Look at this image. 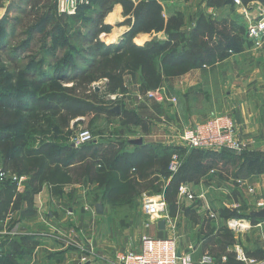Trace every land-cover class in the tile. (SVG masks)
<instances>
[{
    "label": "crops",
    "instance_id": "1",
    "mask_svg": "<svg viewBox=\"0 0 264 264\" xmlns=\"http://www.w3.org/2000/svg\"><path fill=\"white\" fill-rule=\"evenodd\" d=\"M157 1L162 4L167 16L175 10L183 13V29L186 31L196 25L202 14L216 20L236 18L244 25L245 33L247 31L249 22L245 19L242 8L233 3L214 5L209 0ZM8 3L9 1H5L2 5L6 8ZM249 3L252 7L262 4L260 1ZM112 11L118 14V21L125 20L121 4H115ZM259 14L258 11L252 17H258ZM128 29L129 26L116 34L117 37L112 42H120ZM154 37L163 40L166 35L163 32L140 33L133 41L142 45ZM227 67H230L228 69L231 72ZM158 71L163 72L161 61L158 63ZM126 85L127 90L123 95H128L122 99L126 104L123 108L135 111L146 121L148 128L151 122L159 126L161 131H165L157 135L163 138L159 143L163 142L168 147L180 144L178 120L193 124L206 113L222 112L235 117L239 134L245 143L242 151L264 153V37L259 43L245 41L244 49L240 53L232 54L224 60L193 68L178 76L163 75L160 89L166 91L168 96H175V103L158 102L147 96L142 90L141 71L130 74ZM116 108L112 110L116 113L122 111L121 108L119 111ZM81 117L71 121H79L78 118ZM119 125L123 126L121 119ZM137 126L142 128L141 125ZM62 127L64 128L61 131H67V125ZM63 135L66 136L65 133ZM102 136L86 145L92 143L98 151L108 147L110 139ZM138 138L143 139L142 144L131 143V140ZM126 141L122 145L125 153L138 152L146 144H151L138 136H130ZM98 156H102L100 152ZM92 159L90 152L84 147L67 152L60 156V160H48L49 165L45 166L44 171L47 175L44 178V174L37 175L36 171L32 174L19 173L17 164H21V161L17 164L12 160L7 163L5 168L10 173L24 176V179L16 182L10 180V184L0 181V254L12 240L17 242L20 249H25L22 256L17 258L19 264H115L117 253L139 247V235L143 231L141 209L128 217L126 227H120V221L111 214L113 204L105 197L106 184L94 178V174L106 163H100L101 157L98 164H91L94 163ZM88 168L91 169L93 178L89 179ZM126 169L130 172L136 171L135 167L128 168V163L122 165L118 170L120 179ZM214 170L203 176L202 182L214 177L218 184V171ZM60 175L61 180L57 181ZM139 178L144 180L140 176ZM241 180H247L259 190H264V172ZM34 187L37 188L35 191L32 190ZM98 203H102L103 213L96 211ZM216 208L221 215V206ZM183 215L184 217L170 215V219L162 217L158 222L165 220V229L160 230L157 223L149 230L161 238L178 236L180 252L191 251L196 261L205 254L214 255L222 264H251L238 258L240 252L257 260L260 255L264 257V218L255 217L250 234L239 235L237 245L227 246L224 252L216 254L220 238L218 230L226 228V225L212 221L204 214L210 219L208 230L204 231L200 222H193L186 214ZM26 236L32 238L24 240ZM228 253L233 255L232 259Z\"/></svg>",
    "mask_w": 264,
    "mask_h": 264
},
{
    "label": "trees",
    "instance_id": "2",
    "mask_svg": "<svg viewBox=\"0 0 264 264\" xmlns=\"http://www.w3.org/2000/svg\"><path fill=\"white\" fill-rule=\"evenodd\" d=\"M5 1H9V3L4 17L0 19V48L3 46L2 49L6 43L7 30L4 28L6 16L16 8L20 1L25 4L24 2H30L31 0H0V5ZM46 1L49 0H45L42 6L49 9L39 26L35 25L34 28L36 29L41 30V26H44L47 20L53 17L51 12L53 5L47 6L48 3ZM93 1L94 4L96 2L99 5V10L95 12L94 16L85 15L83 19L78 18L80 17L79 14L86 9H90L91 5L82 6L74 16H67L78 21L90 22L91 27L84 35L89 41L87 44H83V47L81 46L80 49H77L71 43L69 30L66 31L65 28L60 29L58 27L57 29H60L59 32L55 28V43L57 42V45H61L62 48L71 46L75 50L74 55L67 53L68 55L63 60H58L55 56L54 64H46L43 59L37 62L30 59L24 66L18 67L19 65H15L16 71L13 73H10V71L4 72V79L0 80V164L2 167L8 171L5 167L9 161L12 160L15 164L21 161V164H17L19 165V173L32 174L33 171H36L37 175L44 174V178L47 175V172H44L45 166L49 165V161L55 162L60 160L61 155L64 156L67 152L84 147L94 159H92L94 163L91 164H98V159L101 157L100 163H106L94 174L96 175L94 178L106 184V199H111L113 195L119 197L122 193L121 184L114 185V187H111V184L118 180L120 167L128 163V168L135 167L142 179H149L152 175L157 176L160 174L172 177L166 191L162 193H164L167 202L170 199L174 207L177 202L176 196L178 197L179 185L183 182L194 183V180L206 176L211 170H220L227 175H231L236 180L264 172V153L259 152H235L227 148L218 151L191 148L190 157L184 161L182 166L180 163L177 172H172L168 165L173 155V151H170L172 150L171 147L165 148L154 144H146L138 152L125 153L122 151L124 141L121 144L110 142L108 147L99 151L97 147L91 145L92 143L78 147L73 146L70 138L76 130L70 131L69 126L70 121L78 116L106 113L112 116H119L123 126L135 124L144 126V129L147 128V123L133 110L122 107V111L116 113L111 106H101L97 92L86 95L84 97L86 101L84 102H76L77 100L74 97H63L61 94L49 93L41 90L42 87L54 82H59L61 85L62 83L65 84L66 81H76L79 78L82 79L81 84L83 83L86 88H89V85L94 81L106 78L105 94L121 93L127 90L126 76L141 71L143 75L142 90L144 92L152 91L160 87L163 75L178 76L193 68L204 67L224 60L232 54L240 53L244 49L245 41H249L244 25L236 18L227 17L222 20H216L211 16L202 14L196 25L191 30L186 31L183 29V13L175 10L167 16L164 14L162 4L157 0ZM243 1L244 3L260 1L264 4V0ZM209 3L219 5L232 3V0H209ZM115 4L122 5V14L125 17L122 24L129 26L121 42L117 45L106 44L99 40V35L110 29V25L104 21L108 13L113 10ZM54 9L58 13L56 2ZM59 15L66 16L63 14ZM159 32H163L166 38L162 40L154 37L142 45H137L133 41L140 33L153 34ZM32 36L33 33L30 31L29 36L24 41V46ZM47 48L45 47L44 51L50 49ZM15 51L17 50H12L11 55H14ZM39 51H42V49H39ZM78 61L85 68L78 64ZM159 61H161L163 66V72L158 71ZM2 70L5 71V68L1 67L0 73H2ZM15 78L16 81L13 82ZM36 111H52L57 116V121H53L51 118L39 121V124L44 121V124L51 125H47V130L42 131L40 134H37V131L34 132L33 129L32 131L22 129L26 121L28 122L26 116ZM23 115V120H20V118L14 120L16 116L21 117ZM62 118L65 119L62 121ZM10 120H13V122H9ZM64 125H67V128H65L67 131L63 132L61 128H64L62 127ZM27 132H31V138L26 137L28 135ZM28 142L31 145H27ZM118 146L119 148H117ZM98 152L102 156H98ZM20 157L21 160H19ZM148 160H153L158 167L153 168L151 166L149 168L151 172L142 171L140 166ZM166 163L167 167H160L161 165L166 166ZM88 170L90 171L89 179L93 178L91 169L88 168ZM10 180L15 181L12 178H6L2 182L10 184L8 183ZM175 187L177 192L174 191ZM36 189L34 187L32 190L35 191ZM1 214L0 219L2 218ZM208 220L210 219L204 217L203 221H197L201 223L204 231L208 230ZM221 232H224V234L220 235ZM218 234L220 235L218 240V250L220 252H224L227 246L235 244L236 241L230 235L229 230L220 231L219 229ZM31 238L26 236L23 239ZM213 245L216 246L215 243ZM20 248L16 241L10 240L7 248L0 254V264H19L17 258L21 257L25 250ZM263 259L264 257L260 255L258 260Z\"/></svg>",
    "mask_w": 264,
    "mask_h": 264
},
{
    "label": "rangeland",
    "instance_id": "3",
    "mask_svg": "<svg viewBox=\"0 0 264 264\" xmlns=\"http://www.w3.org/2000/svg\"><path fill=\"white\" fill-rule=\"evenodd\" d=\"M45 0H31L30 2H24L22 1L18 3L16 8L8 13V16H6V23L4 25V28L7 30L6 34V43L0 48V69L1 67L5 68V71H1L0 73V80L2 81L4 79V72L10 71V73L15 72V65L24 66L28 63L30 59L37 61H40L43 59L47 63H53L55 56L58 58V60H63L66 58L67 53H71L72 55L75 54V50L69 46V48H62L61 45H57V42L55 43L54 37L56 35V31L58 30L60 32V29H66V31L69 30V33H71L70 41L73 45L77 47V49H80V47H83V44H87L89 40L85 38V33L88 31V29L91 27L90 22H82L81 20L78 21L72 17L67 16H60L54 9V4L56 0H49L46 1L48 4L47 6L53 5L51 8V12L53 13V17L48 19L46 24L44 26H41L40 29L34 28L35 25H38L41 23L42 19L45 17V13L49 9L48 7H43L42 4ZM96 3V2H95ZM4 4V3H2ZM45 5V4H44ZM244 5L249 9V15H255L259 11L260 14L262 12L264 13V7L263 4L261 6L257 5L255 7H252L250 3H244ZM5 5H0V19L4 17V14L6 12ZM4 7V8H3ZM261 8V10H259ZM99 10V5L96 3L91 5L90 9H86L82 11V13L79 14V19H83L85 15H91L94 16L95 12ZM1 14L3 16L1 17ZM118 14L114 11L108 13V15L105 18V23L110 25V29L107 32H102L99 35V40L106 44H114L112 41H114V38H116V34L120 33L125 27L122 23V21H118ZM2 26V25H1ZM60 27V29H57ZM56 28V31H55ZM32 31L33 36L31 39L27 42V44L24 46V41L29 36V32ZM121 42V40H120ZM115 43L116 45L119 44ZM60 43V42H59ZM48 47L47 51H44V48ZM79 47V48H78ZM16 49L14 55H11L12 50ZM39 49H42V51H39ZM53 50V52H52ZM233 59V58H232ZM235 60V58H234ZM233 60V61H234ZM232 61V60H231ZM235 62V61H234ZM18 63V64H14ZM78 64L82 65L83 68L85 66L78 61ZM229 66H232L230 64ZM230 67H227V70L231 72V69H228ZM126 79L128 80V75L126 76ZM16 81V78L13 80V82ZM82 79H77L76 81H66L65 84L58 82L49 83L47 86H44L41 88V90L47 91V92H53L58 95H62L63 97H74L77 101L76 102H84L86 99L84 98L86 95H90L92 92H97L99 94L98 99L103 107H119L122 110V107L126 106L125 102L122 100L126 97V94L124 92L121 93H111V94H105V84L107 82L106 78H102L100 80H96L91 85H89V88L85 87V84H81ZM128 86V85H127ZM127 88V87H126ZM231 88V86H230ZM72 89V90H71ZM160 89L157 88L154 90L155 92H158ZM117 94V95H116ZM118 94L120 96H118ZM118 96V97H116ZM147 96L151 97L150 94ZM116 97V98H115ZM173 95H169L165 100L163 98H160L159 95L154 94L153 98L157 100L158 102H164L168 101L170 103H175ZM115 102V103H113ZM200 102V101H199ZM80 105L79 103H77ZM115 106V107H114ZM66 114V113H65ZM228 116L233 123L236 125V135L240 140L243 141L242 137L239 134V129L237 125V121L235 117L232 114H226V113H206L202 115L197 123L206 122L207 125L211 126L213 123L212 121L216 118ZM26 123L23 125L24 130L26 131H33L37 134L42 133V131L47 130V125L51 126L49 124H44L45 122L42 121L39 124V121L41 119H48L51 118L53 121H57L56 114H53L52 111L48 112H38L32 113L31 115H27ZM20 118V120H23V116H16L14 120H17ZM59 118V117H58ZM65 118H62V121ZM79 121L76 119L70 122V131L86 128L89 129L93 136L95 138H100L102 135V138L104 139H110V142L116 144V143H122V141L127 142L126 140L130 136H138L143 137L145 141L151 142V144L161 146V147H168L166 144L159 143L158 141H162L163 138L161 136H157L159 134H163L164 132L161 131L159 126L156 124H152L149 122V128L147 127L144 129V126L141 128L137 125H130V126H120L119 125V117L117 116H110L105 114L100 115H86L82 116L81 118H78ZM84 120V121H83ZM224 121H226L223 118ZM13 122V120H10L9 122ZM197 123H182V121L178 120L177 125H179L177 128H179V135H181L187 127L195 126ZM152 124V127H150ZM46 125V126H45ZM117 125V126H116ZM144 130V131H143ZM28 135L26 137H30L31 132H27ZM30 133V134H29ZM74 133V132H73ZM141 135V136H140ZM31 138V137H30ZM125 138V139H124ZM124 143V142H123ZM168 143V142H166ZM244 143V141H243ZM29 144V142L27 143ZM245 146V143H244ZM30 147V146H27ZM170 149V148H169ZM173 151L172 158L174 157L175 160L179 162V164L184 163L186 161L192 152V149L180 138V144L175 147H171ZM124 151H127L125 148H123ZM218 151V150H215ZM240 152V151H239ZM1 154V153H0ZM1 158V155H0ZM1 160V159H0ZM127 161V160H124ZM148 165V167H147ZM170 166V163H168ZM157 168V164L153 162V160H148L147 162L143 163L140 166V169L145 172H151L149 168ZM161 165V168L167 167ZM123 170V169H122ZM218 172V184L216 183V180L214 177L211 179L204 181L202 183V177H199L198 179L194 180L196 185L206 184L207 187H209L212 191L211 201L216 206H221L222 208V218H245L250 221L249 224L246 221V225H250V227L245 232H235L229 228H222L220 231H224L225 229L229 230L230 235L233 239H235V245H237V240L239 235H248L251 233V229L253 228V221L256 220L254 216L251 215L254 211H260L264 209L262 206H257L256 202L258 198H264V190H259L258 187L252 183H246L243 185L241 182V179H234L231 175H227L226 173H223L220 170H217ZM160 174V173H159ZM61 177L58 176L57 181L61 180L59 179ZM232 177V178H231ZM63 178V176H62ZM170 178L167 175H152L148 179H144L143 181L139 178L138 170L130 172V170L126 169L123 173L122 179L118 177V180L111 184V187H114V185L121 184L122 185V193L120 196H112L111 204H113V209L111 211V214L116 217L117 220L120 221V227H126L128 225V217L133 212H139V210L142 207V198L144 193H155L160 194L162 192L166 191L167 185H169ZM230 178L232 180H230ZM133 181L131 182V180ZM154 180V181H152ZM224 182H227L225 185ZM249 185L253 186L255 189L254 192L249 191ZM174 191L177 192V188H174ZM258 193V194H257ZM262 196L260 197V194ZM177 195V194H176ZM176 206L174 207L172 203L170 202V199H168L169 202V213L171 214V217L178 216V217H184L183 214H186L187 218H189L191 221H203L204 213H199L200 211L192 209V203L191 202H179L178 197ZM262 207V208H259ZM224 208V209H223ZM259 208V209H257ZM164 216L165 214H161ZM151 230V229H150ZM148 230L150 235H154L156 237H159L156 233H151V231ZM144 232V231H142ZM156 234V235H155ZM224 232H221L220 235H223ZM218 246V245H217ZM220 247V246H219ZM216 247V254H218L220 251ZM229 257H233L231 253H228ZM232 259V258H231ZM230 259V260H231ZM263 261V260H262ZM87 264V263H85Z\"/></svg>",
    "mask_w": 264,
    "mask_h": 264
},
{
    "label": "built area",
    "instance_id": "4",
    "mask_svg": "<svg viewBox=\"0 0 264 264\" xmlns=\"http://www.w3.org/2000/svg\"><path fill=\"white\" fill-rule=\"evenodd\" d=\"M93 2V0H56V8L59 14L74 16L82 6L92 5ZM232 3L242 8L245 19L249 22L246 31L247 38L255 43H259L264 37V13L262 12L258 17H252V15H249V9L244 5L243 0H232ZM146 94H150L151 97L156 94L164 100L168 97L166 91H162L161 89L158 92L154 90L147 91ZM118 96L120 95L118 94ZM174 100L176 101L177 98L174 97ZM212 122L211 126L207 125L206 122H199L195 126L187 127L180 138L190 148L208 150L227 148L235 152L244 149L243 141L236 135V125L228 116L216 118ZM93 140L94 136L92 132L86 128L77 129L70 138V142L74 147ZM179 165V162L173 157L170 161L169 169L172 172H177ZM6 178L21 181L24 179V176H18L6 171L0 164V181ZM241 182L243 185L249 183L247 180H241ZM248 190L255 194L253 186L249 185ZM211 196L212 191L206 184L198 186L195 183L183 182L178 187L179 202H191L193 209L199 210V213L206 214L212 221L223 222L229 229L239 233L245 232L250 227V225H246V221L248 222V220L243 217L222 218L216 206L212 203ZM256 204L257 206L264 207V198H258ZM141 213L144 232H141L139 235V247L117 253L115 264H222L211 254H205L196 261L191 251L180 252L178 236L161 238L150 235L148 230L156 225L160 218L165 217L170 219L169 204L164 193H144ZM161 214L165 215L162 216ZM248 223L250 224L251 222L249 221ZM238 258L251 264H264V260L260 261L250 258L242 252L239 253Z\"/></svg>",
    "mask_w": 264,
    "mask_h": 264
},
{
    "label": "water",
    "instance_id": "5",
    "mask_svg": "<svg viewBox=\"0 0 264 264\" xmlns=\"http://www.w3.org/2000/svg\"><path fill=\"white\" fill-rule=\"evenodd\" d=\"M116 110L119 111L120 108L117 107ZM131 143H133V144H142L143 143V139L142 138L133 139V140H131ZM96 211L98 213H103L104 209H103L102 203H98L96 205ZM251 215L254 216V217L264 218V209H262L260 211H254L253 213H251ZM165 226H166V221L165 220H160L158 222V228L160 230H164L165 229Z\"/></svg>",
    "mask_w": 264,
    "mask_h": 264
}]
</instances>
